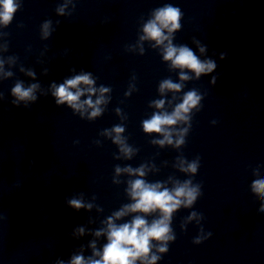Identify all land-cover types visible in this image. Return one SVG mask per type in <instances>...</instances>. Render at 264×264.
I'll use <instances>...</instances> for the list:
<instances>
[{
  "label": "clouds",
  "instance_id": "clouds-1",
  "mask_svg": "<svg viewBox=\"0 0 264 264\" xmlns=\"http://www.w3.org/2000/svg\"><path fill=\"white\" fill-rule=\"evenodd\" d=\"M19 5L15 0H0V24L7 26L13 19ZM62 11V9H61ZM181 12L179 8L173 6H165L158 9L155 12L154 19L150 20L144 26L145 36L142 39L155 40L157 45H163L165 41H168L164 50V59L171 61L173 67L181 69H189L194 71L197 76L202 73H208L213 71L216 65L212 61L201 62L196 55L188 47H175L171 43V33L180 27ZM47 28V25H45ZM167 30L168 35H165ZM203 51V49H201ZM181 80H185L188 77L181 75ZM94 81L90 78V75H78L74 78L66 80L58 87L53 85V95L56 97L57 104L67 103L71 108L80 110L87 105L93 108L91 116L99 114L102 98L97 99L95 104L89 98L83 103L80 102V97L84 94L80 85L86 86V91L90 94L95 92L92 87ZM38 85H31L27 89L23 88L21 84H16L12 89L13 95L19 100H35L33 95ZM181 85L175 84L170 80H165L161 86V92L165 90L179 91ZM75 89V92L72 91ZM101 93L108 91V89L101 88ZM200 100L195 92H189L185 95L182 103L178 104L171 114L156 113L152 118L143 122V129L146 133H158L164 136L163 140L157 141V143L163 145L165 143H172L171 133L168 128L177 124L178 121L187 119L186 114L192 107H195ZM164 101L155 102V107L158 109L163 108ZM113 131L117 134L115 137L116 142H121L120 133L123 132L122 127H115ZM182 138L177 140L179 145L182 143ZM126 154H130L131 149H122ZM197 165L192 163L188 166L187 171L195 172ZM120 169L117 168V172ZM130 174H136L140 177L144 176V169L133 170L131 168L125 169ZM161 184H147L143 179H136L130 182L129 195L133 199L134 203L125 206L121 211L116 212L114 218H109L107 221V238L108 243L104 246L103 253L94 252V255H99L101 258L98 260L85 261L83 257L77 256L72 260V264H135L139 260H145L151 251L150 241H166L171 239L168 234L170 232L169 221L172 213L182 204L185 206L192 204L196 199L198 190L196 188H190L188 183L175 187L172 191L167 188L161 190ZM253 190L260 195L261 199H264V180H257L253 184ZM69 204L79 209L84 207L83 203L79 200L73 199L69 201ZM90 207V205H89ZM159 210L160 218L152 221L151 224L141 216L137 215L130 223H123L117 226L113 219H120L128 213H143L150 214ZM264 210V209H262ZM83 230L81 229V232ZM97 232L96 235H100ZM94 247V245H93ZM159 251H166V248L161 247ZM156 256H152L151 261L148 264H154Z\"/></svg>",
  "mask_w": 264,
  "mask_h": 264
}]
</instances>
